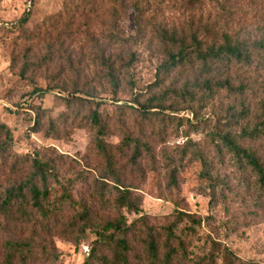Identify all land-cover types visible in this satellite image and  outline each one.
I'll return each mask as SVG.
<instances>
[{
	"label": "rangeland",
	"instance_id": "374dc122",
	"mask_svg": "<svg viewBox=\"0 0 264 264\" xmlns=\"http://www.w3.org/2000/svg\"><path fill=\"white\" fill-rule=\"evenodd\" d=\"M131 1L0 0V122L10 128L13 136L10 159L0 158V193L10 180L25 177L28 168V157L25 156L32 157L39 152L43 159L50 161L63 183L74 182L76 199L90 206L94 204L95 219L118 216L115 209L102 207L95 200L104 161L94 148V132L85 127L80 119L71 123L69 135L61 138L47 137L44 131H33L36 113L41 107L48 108L53 115L65 112L66 102L60 96L65 94L62 88L73 85L76 89L88 90L93 95L89 97L98 102L110 122L109 142H121L124 128L118 123L123 122L132 133L142 135L152 149L150 153L143 151L138 167L128 161L131 156L129 149L125 155L117 157L125 186L142 199L138 214L121 210L127 223L144 216L147 223L161 233L162 227L170 220L167 216L175 210L193 214L201 219V223L194 224L195 233L186 241L188 264L202 260L209 253L213 240L221 249L230 248L246 264H264V194L259 193L251 167L238 170L233 154L225 150L220 155L212 141L215 129L224 128L226 103L215 101L200 107L194 101H183L177 95H168L167 103L176 104L178 109L165 112L175 117L166 126L155 122L154 130L161 131L154 132L130 108L137 107L130 101L136 94L147 96L146 86L155 82L157 66L162 61L150 44L135 47L138 50L137 59L131 73L123 77L117 101L104 79L98 81L97 74L101 69L93 60L94 45L106 43L104 36L110 29L117 6L121 28L127 36H135L133 12L129 8ZM137 1L142 4L149 2V11L145 16H150L155 23L184 26L191 20L210 23L217 18L210 0ZM240 4L245 11L239 17V30L246 27L253 36H260L264 28V10L249 14L246 10L254 6V1L240 0ZM24 17H27L25 22L22 21ZM147 28L150 30L151 27ZM48 43H52L55 49L62 44L74 62L64 61L59 52L54 61L43 64ZM183 78L181 73L175 72L161 87L151 85L149 93L173 91L181 85ZM49 81L57 87L46 89ZM131 84L135 85L133 91ZM36 87L40 89L31 93ZM244 101L246 117L243 122L247 127L254 128L264 116V95L246 94ZM190 106L198 112V118ZM242 107L239 100V111ZM181 117L184 118L180 120ZM189 140L191 147L197 145L211 160V172L215 179L226 183L227 187L221 190L226 199L216 195V202L211 201V187L201 177L202 165L192 155L193 148L181 159ZM245 142L264 160V136H248ZM15 160H18L16 164L13 163ZM172 166L176 169V186L170 183ZM15 167L18 169L15 170ZM107 182L115 185L111 180ZM54 188L59 195L60 189ZM216 190L218 192V186ZM72 213L65 208L61 222L50 227L48 233L47 230H39L35 241L45 243L54 253L41 264H82L85 260L93 236L90 232L83 236L79 229L67 223ZM190 225V222L183 223L179 233L184 234ZM26 236L19 234L17 238ZM2 240L0 237V243ZM134 256L135 260H143L146 264L142 245Z\"/></svg>",
	"mask_w": 264,
	"mask_h": 264
},
{
	"label": "trees",
	"instance_id": "16d2710c",
	"mask_svg": "<svg viewBox=\"0 0 264 264\" xmlns=\"http://www.w3.org/2000/svg\"><path fill=\"white\" fill-rule=\"evenodd\" d=\"M115 1L123 3L124 0ZM253 1L254 6L246 10L249 14L264 10V0ZM210 2L217 13L214 21L195 23L191 20L184 26H177L151 21L150 16H145L149 11V2L142 4L132 0L129 8L133 12L134 37L127 36L121 28L118 21L120 9L117 6L110 29L104 36L106 43L102 46L99 43L94 45L93 60L101 69L97 79H104L114 93V100L117 101V92L121 89L123 77L131 73L132 65L137 59L138 50L135 47L153 45L162 61L157 66L155 82L146 86L147 96L136 94L130 99L137 105L136 108L130 107L137 112L136 117L159 133L161 129L154 130L155 122L166 126L175 116L166 114L165 110L178 109L176 104L167 103L168 95H177L183 101H194L200 107L215 101L225 102L224 112L227 117H224V128L215 129L212 141L220 155L225 150L233 154L238 170L243 171L251 167L259 193L264 194V160L245 142L248 136H264V116L254 128L247 127L243 122L246 117L245 95H264V28L261 27V34L256 37L247 31L249 28L239 30V17L243 16L242 12L245 11L240 0ZM26 20L27 17H24L22 21ZM148 26L151 27L150 30ZM46 48L43 64L48 65L54 61L56 53L59 52L64 61L74 62L62 44L55 49L52 43H48ZM175 72L184 77L178 88L175 87L173 91L149 93L151 85L161 87ZM131 85L133 91L135 85ZM56 87L49 81L46 89ZM76 88L73 85L70 88H62L65 94L60 96L66 102L65 112L53 115L48 108L41 107L36 113L33 131H44L47 137L61 138L63 135H69L70 125L77 119H80L85 127H89L94 132V148L104 161L95 200L102 207L115 209L119 214L115 218L95 219L94 204L90 206L76 199L73 192L74 182L63 183L50 161L43 159L39 152L32 157L25 156L28 157L25 177L10 180L9 185L0 193V237L3 238L0 243V264H41L50 259L54 254L53 249H49L43 242H36L35 238L39 235V230L44 229L48 233L50 227L61 222L65 208L73 212L67 223L79 229L83 236H87L88 232L93 236V240L88 244V255L82 264H145L143 260L134 259V254L141 245L146 254V264H188L189 251L186 241L195 233L194 224H200L201 219H197L193 214L175 210L167 216L170 220L162 227L161 233L150 226L144 216H139L131 223L126 222L121 210L126 209L138 214L142 199L125 186L117 157L125 155L129 149L131 156L128 161L132 166L138 167L143 151L150 153L152 149L148 142L142 139V135L132 133L122 120L120 124L117 122L124 128L121 142H109L107 135L110 122L105 118L98 102L89 97L93 95L88 90ZM39 89L36 87L31 93ZM239 100L240 106H243L240 111ZM190 108L198 118L195 108ZM182 118L184 117L179 119ZM12 142L10 128L0 122V158L3 160L10 159ZM187 144L181 159L193 148L192 155L202 165L201 177L209 182L211 187V201L216 202V195L226 199L221 190L227 185L212 175L211 160L204 156L197 145L191 147L190 140ZM17 161L13 163L16 164ZM16 169L18 167H15ZM169 178L171 185L176 186V169L173 166ZM107 180H111L115 185H110ZM54 187L60 189L59 195H56ZM185 222H190L191 225L186 227L184 234L179 233L181 225ZM19 234L27 236L17 238ZM193 264L246 262L237 257L230 248L221 249L213 240L209 253Z\"/></svg>",
	"mask_w": 264,
	"mask_h": 264
}]
</instances>
